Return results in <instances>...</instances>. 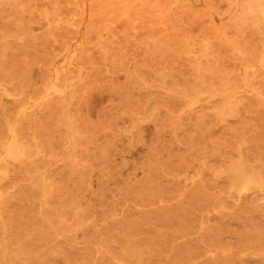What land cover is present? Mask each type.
<instances>
[{"label":"rangeland","instance_id":"obj_1","mask_svg":"<svg viewBox=\"0 0 264 264\" xmlns=\"http://www.w3.org/2000/svg\"><path fill=\"white\" fill-rule=\"evenodd\" d=\"M263 199L264 0H0V264H264Z\"/></svg>","mask_w":264,"mask_h":264},{"label":"bare ground","instance_id":"obj_2","mask_svg":"<svg viewBox=\"0 0 264 264\" xmlns=\"http://www.w3.org/2000/svg\"><path fill=\"white\" fill-rule=\"evenodd\" d=\"M264 200V199H263ZM24 251V250H23ZM11 252V251H10ZM12 253V252H11ZM13 254V253H12ZM13 256V255H12ZM24 260V259H23ZM20 261V260H19Z\"/></svg>","mask_w":264,"mask_h":264}]
</instances>
